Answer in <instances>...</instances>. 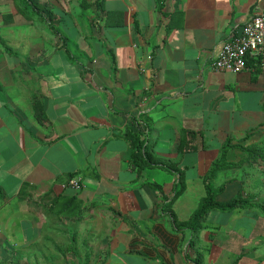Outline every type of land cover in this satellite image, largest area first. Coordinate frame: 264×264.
Wrapping results in <instances>:
<instances>
[{"label": "crops", "instance_id": "1", "mask_svg": "<svg viewBox=\"0 0 264 264\" xmlns=\"http://www.w3.org/2000/svg\"><path fill=\"white\" fill-rule=\"evenodd\" d=\"M260 10L264 0H0V264H264V159L236 147L264 151V70L213 68ZM138 131L156 159L187 167L171 213L161 206L178 177L133 164ZM228 139L218 200L257 206L211 211L190 245L182 223Z\"/></svg>", "mask_w": 264, "mask_h": 264}, {"label": "trees", "instance_id": "2", "mask_svg": "<svg viewBox=\"0 0 264 264\" xmlns=\"http://www.w3.org/2000/svg\"><path fill=\"white\" fill-rule=\"evenodd\" d=\"M131 143L133 147V164L135 166H165L169 169H172L175 175H177L178 180L175 184L173 194L172 195H165L164 194V201L162 203V210L164 212H170V208L172 203L175 199L183 192L185 188L184 182V174L186 171V166L181 167L180 170L176 169L175 166L169 161H160L155 158V155L152 152V147L149 145L146 138L142 137V133L138 132H131ZM182 145V144H181ZM233 146L232 140L228 139L219 155V157L213 162L211 168L206 173L204 177L205 181V189L206 195L201 199L198 208L194 211L191 219L186 222L182 223L184 227H187L192 230V239L190 245H193L198 240L199 232L204 228V221L207 215L213 210H222L231 212L237 208L241 207H249L254 208L257 205L252 203L251 199L248 197L239 194L238 196L232 198L227 202H221L218 200V196L224 191V185L217 186L214 182L215 175L220 168L231 167L234 164L229 163L226 161V152L227 150ZM239 146L241 149L245 151L248 158L251 161H256L259 158L264 159V151L261 152L257 149L259 147L255 145L250 146H243L236 144V147ZM191 149H195L196 147L191 146ZM181 152H183L181 147ZM162 164V165H161ZM153 186L159 190H161L160 186L157 184H153ZM264 211V207L260 208ZM171 213V212H170ZM178 224V223H177ZM197 263H202L201 257L197 260Z\"/></svg>", "mask_w": 264, "mask_h": 264}, {"label": "built area", "instance_id": "3", "mask_svg": "<svg viewBox=\"0 0 264 264\" xmlns=\"http://www.w3.org/2000/svg\"><path fill=\"white\" fill-rule=\"evenodd\" d=\"M257 59L264 70V10H260L224 42L213 63L216 70L241 72L249 68V61ZM69 185L80 188L76 179Z\"/></svg>", "mask_w": 264, "mask_h": 264}]
</instances>
